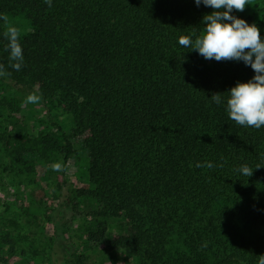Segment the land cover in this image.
Masks as SVG:
<instances>
[{"label":"trees","instance_id":"1","mask_svg":"<svg viewBox=\"0 0 264 264\" xmlns=\"http://www.w3.org/2000/svg\"><path fill=\"white\" fill-rule=\"evenodd\" d=\"M210 11L194 0H52L51 7L0 0V64L7 73L0 86L51 101L69 120L67 133L64 119L50 118L57 138L24 134L18 118L7 115L0 158L10 169L21 167L19 175L41 166L55 195L74 160L87 179L70 190L74 207L78 199L90 203L86 249H118L134 264H258L264 254V167L254 168L264 165V127H241L211 101L253 71L231 60L207 65L178 44L202 29ZM233 14L264 36V0ZM17 15L31 27L20 35L19 71L9 66L4 37L5 18ZM209 161L212 169L195 166ZM54 163L61 171L51 169ZM241 165L252 174L240 175ZM3 224L0 264H9L20 240ZM62 226L54 222L56 232ZM47 244L40 264H54L55 237ZM71 257L60 264H86L82 254Z\"/></svg>","mask_w":264,"mask_h":264},{"label":"rangeland","instance_id":"2","mask_svg":"<svg viewBox=\"0 0 264 264\" xmlns=\"http://www.w3.org/2000/svg\"><path fill=\"white\" fill-rule=\"evenodd\" d=\"M256 0H247V4L242 12H247ZM5 29L9 26L18 29L20 35H24L31 30L29 21L23 15L7 16L5 18ZM200 58L207 64L211 60ZM10 94V95H9ZM15 96H14V95ZM5 96L3 100L4 114L0 119V127H10L7 115L18 118V125L24 130H28L29 135H37L40 131L54 134L57 138L55 126L51 124L50 118L65 120L61 126L68 133L69 120L67 114L56 108L53 102H43L40 99L35 103H28L29 94L24 91L15 93L10 91L6 85L0 86V96ZM54 104V105H53ZM60 139V138H59ZM61 140V139H60ZM7 159L0 158V222L5 225L4 232L14 231L20 244L16 243V256L9 264H40L41 255L45 261V247L48 236L55 237V248L53 254L54 264H60L66 260H71L73 254H82L86 264H134L131 258L125 256L121 250L106 252L99 247L86 249L84 243L85 234L82 229L89 216L90 203L86 199H78L76 203L71 199L70 190L87 184L86 178H81L77 174L74 160L59 179L63 182L62 187L55 195L52 186L44 178L41 166L33 164V172L27 176L19 175L17 166L10 169ZM49 220L46 219V217ZM54 222L63 225L61 230L55 231ZM117 231V227L109 230L110 233ZM15 236V235H14ZM15 236V239H16ZM25 251L26 256H23Z\"/></svg>","mask_w":264,"mask_h":264},{"label":"clouds","instance_id":"3","mask_svg":"<svg viewBox=\"0 0 264 264\" xmlns=\"http://www.w3.org/2000/svg\"><path fill=\"white\" fill-rule=\"evenodd\" d=\"M44 3L48 7L52 6V0H44ZM194 4L212 11L201 17L203 26L199 32L180 36L178 44L188 51H195L205 60H231L250 66L253 71L251 78L237 81L227 90L226 97L213 93L211 101L223 105L228 119L241 127H264V36H261L255 23L233 14V10L243 11L247 0H194ZM4 37L8 41L6 50L11 62L9 66L19 71L24 61L20 33L9 26ZM5 75L4 65L0 64V77ZM38 100L39 97L34 94L27 97L28 103ZM195 166L212 169L214 164L210 161L203 164L198 162ZM260 167L264 165L258 164L254 168ZM254 168L241 165L237 172L248 177ZM51 169L59 172L62 165L54 163ZM258 264H264V254L259 256Z\"/></svg>","mask_w":264,"mask_h":264}]
</instances>
